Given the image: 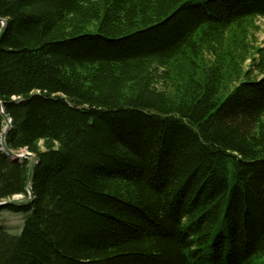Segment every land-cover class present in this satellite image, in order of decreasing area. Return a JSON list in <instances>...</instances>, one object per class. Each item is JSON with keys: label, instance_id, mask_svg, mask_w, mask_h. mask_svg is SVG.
I'll return each mask as SVG.
<instances>
[{"label": "trees", "instance_id": "16d2710c", "mask_svg": "<svg viewBox=\"0 0 264 264\" xmlns=\"http://www.w3.org/2000/svg\"><path fill=\"white\" fill-rule=\"evenodd\" d=\"M258 17L264 0H0L5 144L38 160L32 201L0 207L25 214L0 223V264H262ZM28 164L0 146V201L26 198Z\"/></svg>", "mask_w": 264, "mask_h": 264}, {"label": "water", "instance_id": "95a60500", "mask_svg": "<svg viewBox=\"0 0 264 264\" xmlns=\"http://www.w3.org/2000/svg\"><path fill=\"white\" fill-rule=\"evenodd\" d=\"M0 38L6 28V22L3 18H0ZM0 114L3 118V121L5 123V126L0 134V146L2 151L9 156L12 159H28L29 160V164H28V173H27V186H26V198L24 199H15L13 196L12 198L9 199H5V200H1L0 201V207H5V206H10V205H21V204H27L30 203L33 199V192L31 189V186L29 184V180H30V176H31V172L33 167L37 164L38 160L37 157L35 155H33L31 152H29L28 150H21L19 152H15L11 149H9L6 144H5V136L7 131L9 130L11 123H10V118L4 113L2 106L0 104Z\"/></svg>", "mask_w": 264, "mask_h": 264}, {"label": "rangeland", "instance_id": "374dc122", "mask_svg": "<svg viewBox=\"0 0 264 264\" xmlns=\"http://www.w3.org/2000/svg\"><path fill=\"white\" fill-rule=\"evenodd\" d=\"M255 24L258 26V31L255 32V38L256 42L255 45H257L259 48L264 47V17H258L255 20ZM248 62H246L245 67H247ZM253 77L257 76L256 73L252 74ZM15 199H24L23 196L17 195L14 197ZM24 213H14L9 210H0V223L5 225L7 228V231L10 234L17 235L20 233L22 225H23V217ZM262 264H264V256L260 260Z\"/></svg>", "mask_w": 264, "mask_h": 264}]
</instances>
